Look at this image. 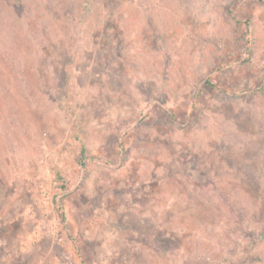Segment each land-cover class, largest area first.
Instances as JSON below:
<instances>
[{
  "label": "rangeland",
  "instance_id": "obj_1",
  "mask_svg": "<svg viewBox=\"0 0 264 264\" xmlns=\"http://www.w3.org/2000/svg\"><path fill=\"white\" fill-rule=\"evenodd\" d=\"M0 264H264V0H0Z\"/></svg>",
  "mask_w": 264,
  "mask_h": 264
},
{
  "label": "trees",
  "instance_id": "obj_2",
  "mask_svg": "<svg viewBox=\"0 0 264 264\" xmlns=\"http://www.w3.org/2000/svg\"><path fill=\"white\" fill-rule=\"evenodd\" d=\"M169 117L172 118V119H174V115L173 114H169ZM62 218H63V220H65V216L64 215H62Z\"/></svg>",
  "mask_w": 264,
  "mask_h": 264
}]
</instances>
